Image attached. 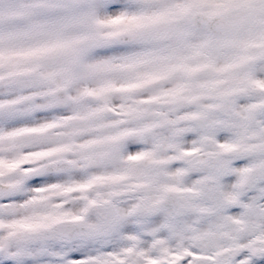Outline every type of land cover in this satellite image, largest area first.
Segmentation results:
<instances>
[{"label": "snow or ice", "instance_id": "6c2138e0", "mask_svg": "<svg viewBox=\"0 0 264 264\" xmlns=\"http://www.w3.org/2000/svg\"><path fill=\"white\" fill-rule=\"evenodd\" d=\"M0 264H264V0H0Z\"/></svg>", "mask_w": 264, "mask_h": 264}]
</instances>
